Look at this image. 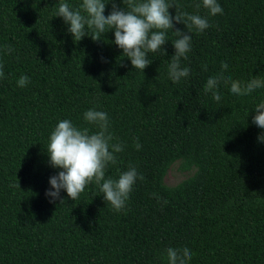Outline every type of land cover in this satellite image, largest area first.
<instances>
[{"label":"trees","instance_id":"1","mask_svg":"<svg viewBox=\"0 0 264 264\" xmlns=\"http://www.w3.org/2000/svg\"><path fill=\"white\" fill-rule=\"evenodd\" d=\"M198 2L176 0L209 27L191 30L181 60L189 76L173 83L170 41L166 54H148L142 72L111 43V30L72 37L54 16L58 0H0V44L14 49L0 53V264H170L169 244L189 245V264H264V130L251 122L264 88L237 97L221 81L220 100L203 89L225 59L233 79L264 78V0H221L214 16ZM21 74L30 77L23 88L15 84ZM90 107L108 114L123 144L106 177L130 165L143 176L119 212L95 183L73 201L63 190L61 202L44 194L57 171L45 151L49 132L64 118L95 131L82 119ZM176 162L191 173L170 185Z\"/></svg>","mask_w":264,"mask_h":264},{"label":"clouds","instance_id":"2","mask_svg":"<svg viewBox=\"0 0 264 264\" xmlns=\"http://www.w3.org/2000/svg\"><path fill=\"white\" fill-rule=\"evenodd\" d=\"M123 7L118 6L117 0H80L78 6L73 7L68 0H58L54 16H59L67 25L66 31L79 40L90 35L93 40L111 30V43L122 50L132 68L143 72L151 62L149 53L160 52L166 54L162 47L170 41L174 49L166 67L168 79L173 83L189 76L190 69L182 66L181 60L187 58L191 50V30L203 32L209 27L206 16L197 13H187L179 9L176 0H120ZM111 8L105 15L106 4ZM175 9L174 14L169 8ZM196 7L207 10L208 16H214L223 11L221 0H199ZM175 23H183L186 32L174 30ZM168 30L175 33V39H167ZM12 45L0 44V53L11 54ZM202 67H207L205 63ZM229 67L227 59L221 61V70L209 73L203 85L205 92H211L216 100H220L219 91L221 81L228 85V92L237 97L245 96L254 90L264 88V78L252 75L247 81L233 79L223 71ZM4 76L0 70V78ZM30 77L21 74L15 81L17 87L23 88L29 83ZM251 122L264 130V100L257 103L253 110ZM82 119L86 124L95 126L92 131L89 127L74 124L70 119H58L48 135L46 154L50 167L57 169L55 174L48 177L49 187L45 189V197L50 203L58 198L60 202L65 198L60 195L61 190L66 197L75 200L85 187L95 183L99 194L108 202L114 211L119 212L125 206L136 181L143 176L135 166H128L120 171L116 178L105 175L108 165L116 163V153L123 151V144L110 131L108 114L103 110L88 108L83 111ZM116 142H113V141ZM258 141H264V131L257 136ZM136 150L141 148L137 138H134ZM155 195V194H154ZM157 199L159 197L157 196ZM166 202V201H165ZM194 253L187 244L175 246L169 244L167 257L170 264H189Z\"/></svg>","mask_w":264,"mask_h":264},{"label":"rangeland","instance_id":"3","mask_svg":"<svg viewBox=\"0 0 264 264\" xmlns=\"http://www.w3.org/2000/svg\"><path fill=\"white\" fill-rule=\"evenodd\" d=\"M179 162H176L168 171L165 182L170 185H175L190 175L191 172L181 170Z\"/></svg>","mask_w":264,"mask_h":264}]
</instances>
